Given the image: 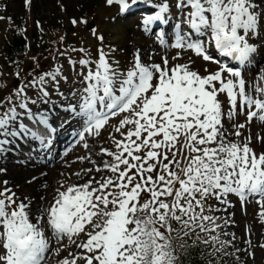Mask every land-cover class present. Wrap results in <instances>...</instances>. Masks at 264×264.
<instances>
[{"label":"snow or ice","instance_id":"snow-or-ice-1","mask_svg":"<svg viewBox=\"0 0 264 264\" xmlns=\"http://www.w3.org/2000/svg\"><path fill=\"white\" fill-rule=\"evenodd\" d=\"M103 4L114 23L144 5L135 28L177 51L156 61L135 46L122 65L83 12L71 24L90 31L95 54L60 36L47 67L30 44L3 57L16 79L0 82V160L46 159L66 128L72 139L52 156L53 183L25 193L0 180V264H254L264 233L238 234L235 209L255 203L264 226V127L252 131L264 126V0Z\"/></svg>","mask_w":264,"mask_h":264},{"label":"rangeland","instance_id":"rangeland-1","mask_svg":"<svg viewBox=\"0 0 264 264\" xmlns=\"http://www.w3.org/2000/svg\"><path fill=\"white\" fill-rule=\"evenodd\" d=\"M14 0H0V15L5 17H11V24L7 19H0L1 22H7L11 25L12 28H21L26 30H32L33 35H38L43 31H51L65 35V37L70 36L73 33L77 32V37H79V32H85L82 30L85 26H72L71 19L74 16H80L83 12H96L98 14V25L99 29L103 30L106 37L113 42V45H116L118 48L123 49L117 53V56L124 59L126 62L130 59L131 53L134 51L135 46H139L140 48H146L147 41L143 38V36L139 33V31L135 28V22L133 19L128 20L125 23H114L109 21L110 16H115V13L110 9L105 8L103 4V0H52L50 3V7L47 9L42 7V9L36 12L35 1L31 0L30 5L25 4V0H18L20 5V9L17 11L11 12L12 8H14L13 2ZM33 1V2H32ZM39 1V0H38ZM85 1V2H83ZM65 5L64 8L61 5ZM83 5V8L81 7ZM5 6H8L6 10ZM67 6H70L69 8ZM11 10V11H10ZM41 16L42 18H38ZM40 21L39 26L36 24V21ZM90 20V18H89ZM95 27V26H93ZM0 54L3 46V40L8 37L9 31L0 29ZM58 36V35H57ZM2 40V43H1ZM84 45H97L96 39L91 35L90 31L87 32L83 38ZM30 50L29 55H35L37 52V42L36 38L29 43ZM150 54L152 53V50ZM168 56L171 57L175 54V50L166 51ZM165 53V52H164ZM162 53L158 55L152 56L156 61L160 60ZM190 55L184 53V58H188ZM191 58L195 61L193 67L201 68L202 62L198 59H195L191 56ZM41 62V61H40ZM51 61H45L41 63V66L47 67ZM66 73L71 72V68L65 66ZM11 72L5 70L4 74L8 75ZM10 82L14 81L15 78L13 76H9ZM79 155V154H78ZM78 168L79 164L72 165V167ZM75 170V168H72ZM49 176H52L49 174ZM32 176L29 177V180ZM46 178V177H44ZM33 182V181H32ZM236 199L235 197H233ZM245 207V205H244ZM242 208L239 203L236 205V219L239 222V227L236 229L237 233H241L244 230L246 224L251 225L254 229L256 236L258 237L261 233H264V226H261L256 218L257 209L251 206V210H246V208ZM245 211V212H244ZM255 242V237H254ZM254 264H264V253H262L259 248L256 250V259Z\"/></svg>","mask_w":264,"mask_h":264},{"label":"bare ground","instance_id":"bare-ground-1","mask_svg":"<svg viewBox=\"0 0 264 264\" xmlns=\"http://www.w3.org/2000/svg\"><path fill=\"white\" fill-rule=\"evenodd\" d=\"M63 1H65V0H63ZM83 2H85V1H83ZM50 3H51V0H39V1L36 0L35 1L36 12L40 11L42 9V7L47 9L50 6ZM13 4L15 7L13 9H11L12 11L10 10L11 12H13V10L17 11L18 9H20V5L18 3V0H14ZM66 4H67V2H66ZM67 7L69 8L70 6H67ZM38 18L41 19L42 17L38 16ZM142 50H144V49H142ZM142 54H143V56H145L146 51L144 50V53H142ZM16 160H17V158H14L11 153L8 154V159L0 160V167H6L8 169L7 173L2 174V175H3L4 179H8L12 183L19 184L21 187H20V189H18V191H23L25 193L32 192L35 188V184L27 186L26 180L30 176V174H32V173H33V175L37 174L38 173L37 171L39 169L36 165L33 167H30L29 165L22 166V165L16 164L15 163ZM59 169H60V167H59ZM52 180H54V179L52 178ZM37 181L38 182L42 181L43 183L45 182L42 178H38Z\"/></svg>","mask_w":264,"mask_h":264},{"label":"trees","instance_id":"trees-1","mask_svg":"<svg viewBox=\"0 0 264 264\" xmlns=\"http://www.w3.org/2000/svg\"><path fill=\"white\" fill-rule=\"evenodd\" d=\"M24 46V42L23 40H21V38H17L14 37V39H12V41L10 42L9 46H8V55H12L14 56V54L21 52V50L23 49Z\"/></svg>","mask_w":264,"mask_h":264}]
</instances>
